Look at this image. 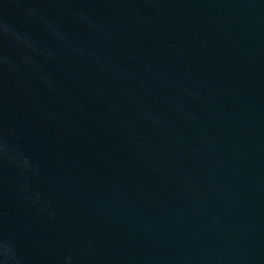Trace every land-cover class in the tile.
<instances>
[{
    "label": "water",
    "instance_id": "obj_1",
    "mask_svg": "<svg viewBox=\"0 0 264 264\" xmlns=\"http://www.w3.org/2000/svg\"><path fill=\"white\" fill-rule=\"evenodd\" d=\"M0 264H264V0H0Z\"/></svg>",
    "mask_w": 264,
    "mask_h": 264
}]
</instances>
